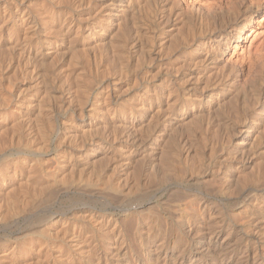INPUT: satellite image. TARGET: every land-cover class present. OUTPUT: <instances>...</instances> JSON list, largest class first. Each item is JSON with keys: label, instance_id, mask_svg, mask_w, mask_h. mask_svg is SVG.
<instances>
[{"label": "rangeland", "instance_id": "obj_1", "mask_svg": "<svg viewBox=\"0 0 264 264\" xmlns=\"http://www.w3.org/2000/svg\"><path fill=\"white\" fill-rule=\"evenodd\" d=\"M109 1L0 0V264H264V9L252 36L221 42L215 66L231 75L215 67L201 80L198 44L178 32L164 53L173 27L165 34L149 9L125 35L105 34ZM226 17L214 24L224 32ZM90 210L114 220L93 227ZM66 219L87 236L83 257L61 238Z\"/></svg>", "mask_w": 264, "mask_h": 264}, {"label": "bare ground", "instance_id": "obj_2", "mask_svg": "<svg viewBox=\"0 0 264 264\" xmlns=\"http://www.w3.org/2000/svg\"><path fill=\"white\" fill-rule=\"evenodd\" d=\"M6 2V1H5ZM12 2V1H11ZM105 2V1H104ZM110 3H109V5L108 6H105V8L107 7V9L108 10H106L107 12L105 13L106 14V17H103L102 16V18H105V20H104V22H102L101 24H102V26L101 27H103V29L105 30L104 32H105V34H106V32L108 33V31H107V29H108V27H114L115 29L117 28H119L118 30H121L120 28L122 27V29H123V27H126V28H128L127 26H129V30H130V24L132 23L133 24V20L135 19V21H136V19L139 17V15L140 14H142L143 12H148L147 10L149 9L150 10V12H149V14L148 13H146V14H148V16L150 15V17H151V19H161V21L159 22V23H161V24H164V33L166 34V31H169V27L170 26H172L173 27V29H171L165 36H164V39H166L167 38V40H162L161 41V44H162V42H164V48H163V50H164V53H166V51H167V49H169L168 51H170V48L172 47V44H175L174 46L176 47V43L177 42H179L180 43V41H177V37H176V34L179 32V33H181V39L183 40V42L184 43H186L187 42V44L189 43V44H191V42H192V44H193V46H194V44H198V46L195 48V52H196V54L198 53L199 55H201L202 57H198V59H196V62H194L193 61V63L194 64H192V65H198V63H199V60L201 59V58H203L200 62H202V63H200V64H203V66L202 67H204V71H203V68H202V73L199 75V78L201 79V77L202 76H205V74H207V76H209L208 75V72L210 71V73L212 72L213 73V71L215 70V67H217V66H215V61L217 60V58H218V55H219V48H220V46L222 45L221 44V42H223V39L224 38H227V40H228V36H231V38H234V39H236V40H238V41H241V40H243V39H245V36L244 35H246L247 37L249 36H252V34H253V32H255V30H253V29H251L250 30V32H247V28L249 27V24L250 23H252V22H254V20H255V18H256V16L258 15V13L262 10V9H264V0H193V2H195V4H196V6L198 7H206V6H208L209 8H208V10L210 9V11L207 13V12H205V13H207L205 16H204V14L205 13H202V11L200 12V11H196V9L193 7V8H190L191 7V5L190 4H184L181 0H111V1H109ZM15 3V2H14ZM17 3V2H16ZM54 3V2H53ZM186 3V2H185ZM215 4V6H213L214 4ZM7 4V3H6ZM8 4H9V2H8ZM105 4V3H104ZM108 4V3H107ZM213 4V5H212ZM9 5H11V4H9ZM44 5V4H43ZM189 5V6H188ZM5 6H7V5H5ZM75 6V5H74ZM73 6V7H74ZM213 6V7H212ZM2 7V6H1ZM13 7V6H12ZM11 6H10V8H12ZM72 7V8H73ZM102 7V6H101ZM4 8V7H3ZM3 8H1L2 10H3ZM9 8V7H8ZM9 8V9H10ZM52 8H53V6H52ZM0 9V10H1ZM5 9H6V7H5ZM5 9H4V11L3 12H5ZM15 9V8H14ZM14 9H10V10H14ZM25 9H26V7H25ZM207 9V8H206ZM104 10V9H103ZM204 10V9H203ZM207 10V11H208ZM212 10V11H211ZM9 11V10H8ZM76 11V10H75ZM1 12V11H0ZM12 12V11H11ZM40 12H42V10L40 11ZM54 12H55V10H54ZM59 12V11H58ZM65 12V11H64ZM63 12V13H64ZM5 13H7V12H5ZM8 13H10V12H8ZM22 13V12H21ZM35 13V12H34ZM45 14H46V12H44ZM104 13V12H103ZM102 13V14H103ZM11 14V13H10ZM23 14V13H22ZM42 14V13H41ZM49 14V13H48ZM57 14V13H56ZM61 14V13H60ZM67 14V13H66ZM70 14H71V12H70ZM8 15V14H7ZM18 15V14H17ZM37 15V14H36ZM39 15V14H38ZM50 15V14H49ZM54 15V14H53ZM53 15H51L52 16V18L54 17ZM58 15V14H57ZM69 15V14H68ZM104 15V14H103ZM145 15V14H144ZM9 17H10V15H8ZM12 16H13V13H12V15H11V18H12ZM26 16H28V15H26ZM41 16V15H40ZM39 16V17H40ZM59 16V15H58ZM145 16H147V15H145ZM144 16V17H145ZM148 16H147V18H148ZM224 16H228V17H226V18H229V21H227L226 23H225V20H224V23L226 24V26L227 27H229L230 28V30L229 31H226V32H224V28L223 29H220V28H218V27H216V25H214L215 23H216V21L218 20V18L219 17H221V18H223ZM7 17V16H6ZM8 17V18H9ZM14 17H16V16H14ZM13 17V18H14ZM19 17V16H18ZM18 17H17V19H18ZM25 17V15H23L22 17L20 16V21H21V23L22 22H25L26 20H28L29 19V17L28 18H24ZM38 17V16H37ZM38 17V18H39ZM46 17V16H45ZM60 17V16H59ZM65 17V16H64ZM68 17V16H67ZM132 17H133V19H132ZM142 17V16H141ZM141 17H139L140 19H141ZM8 18H6V19H8ZM9 19V20H12V19ZM31 18V17H30ZM42 17H40V19H41ZM47 18H49V16L47 17ZM51 17H50V19H52ZM54 18H56V16L54 17ZM143 18V17H142ZM2 19V18H1ZM3 19H5L4 18V16H3ZM5 19V20H6ZM59 18L57 17V20H58ZM63 19V18H62ZM68 19V18H67ZM66 19V20H67ZM79 19V18H78ZM82 19V18H81ZM84 19V18H83ZM144 19V18H143ZM33 20V19H32ZM42 20H44V19H42ZM73 20V19H72ZM80 20V19H79ZM139 20V19H138ZM145 20V19H144ZM7 21V20H6ZM5 21V22H6ZM15 21H16V19H15ZM52 21V20H51ZM55 21V20H54ZM63 21V20H62ZM68 21V20H67ZM130 21H133V22H131L130 23ZM157 21V20H156ZM221 21V20H220ZM1 22V21H0ZM3 22V21H2ZM28 22V21H27ZM60 22V21H59ZM149 22V21H148ZM158 22V21H157ZM156 22V23H157ZM194 22V26H193V28H190V25H193L192 23ZM219 22V21H218ZM222 22V21H221ZM221 22H219V23H221ZM12 23V22H11ZM10 23V24H11ZM19 23V22H18ZM26 23V22H25ZM25 23H23V24H25ZM29 23V22H28ZM41 23V22H40ZM146 23V22H145ZM154 23V22H153ZM159 23H157V24H159ZM223 23V22H222ZM223 23V24H224ZM50 24V23H49ZM66 24V23H65ZM72 24V23H71ZM136 24H137V22H136ZM147 24V23H146ZM151 24V23H150ZM218 24V23H217ZM223 24H222V26H223ZM2 25V24H1ZM40 25V24H39ZM54 25V24H53ZM16 26V25H15ZM26 26H28V24L26 25ZM56 26V25H55ZM60 26V25H59ZM132 26V25H131ZM158 26V25H157ZM30 27H32L31 26V24H30ZM29 27V28H30ZM140 27V26H139ZM147 27V26H146ZM225 27V26H224ZM226 27V28H227ZM0 28H1V26H0ZM16 28V27H15ZM14 28V29H15ZM18 28V27H17ZM26 28H28V27H26ZM28 28V29H29ZM125 28V29H126ZM218 28V29H217ZM13 29V28H12ZM12 29H11V31H12ZM19 30H20V28H18ZM76 29V28H75ZM95 29V28H94ZM102 29V30H103ZM110 29V28H109ZM116 29V30H117ZM186 29L187 30H189L188 31V34H189V32H190V29L192 30L191 32H190V35H188L187 34V32H186V34H185V31H186ZM22 30V29H21ZM20 30V31H21ZM37 30V29H36ZM54 30V29H53ZM59 30V29H58ZM84 30V29H83ZM124 30V29H123ZM123 30H121L123 33V35H125L124 34V31ZM127 30V29H126ZM25 31V30H24ZM32 31V30H31ZM35 31V30H34ZM33 31V32H34ZM114 31V30H113ZM120 31V32H121ZM162 31V32H163ZM59 32V31H58ZM57 32V33H58ZM65 32V31H64ZM120 32H118L119 34H120ZM162 32H161V34H162ZM247 32V33H246ZM22 33H23V31H22ZM28 33V32H27ZM35 33V32H34ZM56 33V32H55ZM102 33V32H101ZM130 33H132V32H130ZM143 33V32H142ZM12 34L13 33H11L10 35H11V37H12ZM53 34V33H52ZM58 34H60V33H58ZM87 34H89V33H87ZM93 34V33H92ZM119 34H117V36L119 35ZM139 34V33H138ZM143 34H145V33H143ZM22 35H24V34H22ZM21 35V36H22ZM54 35V34H53ZM104 35V34H103ZM121 35V34H120ZM119 35V36H120ZM122 35V36H123ZM178 35V34H177ZM28 36H29V38H30V35H25L24 36V38L23 39H25L26 40V37L28 38ZM32 37H34V35H31ZM105 36V35H104ZM104 36H103V39H105L104 38ZM111 36V35H110ZM109 36V37H110ZM179 36V35H178ZM7 37V36H6ZM9 37V36H8ZM14 37V36H13ZM180 37V36H179ZM28 38V39H29ZM43 38V37H42ZM17 39V38H16ZM15 39V40H16ZM23 39H21V40H23ZM33 39V38H32ZM49 39V38H48ZM102 39V40H103ZM181 39H179V40H181ZM208 39V40H207ZM256 39H257V35L256 36H254L253 38H252V41H251V44H250V46H252L253 45V43L254 44H256L257 45V41H259V40H257L256 41ZM7 40V39H6ZM13 40V39H12ZM30 40H31V38H30ZM47 40V39H46ZM52 40V39H51ZM101 40V39H100ZM189 40H191V42H189ZM207 40V41H206ZM1 41V40H0ZM27 41V40H26ZM25 41V42H26ZM34 41V40H33ZM109 41V40H108ZM256 41V42H255ZM13 42L15 43V41H12V44H13ZM28 42V41H27ZM106 42H107V39H106ZM182 41H181V44L183 43ZM207 42H209L210 44L209 45H207L206 46V44H207ZM225 42V41H224ZM7 43V42H6ZM178 43V45H180ZM261 42H259L258 43V50H257V53L259 52V46H263L260 50H262V49H264V40L262 41V43L260 44ZM17 44H18V42H17ZM36 44V43H35ZM46 44V43H45ZM107 44V43H106ZM160 44V43H159ZM187 44H185V45H187ZM224 44V43H223ZM15 45V44H14ZM22 45V44H21ZM184 45V44H183ZM6 46V45H5ZM25 46V45H24ZM161 46V45H160ZM174 46L171 48V49H175L174 48ZM189 46L190 45H188V48H189ZM192 46V47H193ZM224 46V45H223ZM8 47V46H7ZM12 48H13V46H11ZM191 47V46H190ZM16 48V47H15ZM17 48H19V47H17ZM24 48V47H23ZM159 48V47H158ZM176 48H178V47H176ZM14 49V48H13ZM151 49V48H150ZM159 49H162V47H160ZM182 49V48H181ZM194 49V48H193ZM19 50V49H18ZM57 50V49H56ZM177 50V49H176ZM222 50V49H221ZM24 51V50H23ZM147 51V50H146ZM161 51V50H160ZM167 51V52H168ZM31 52V51H30ZM162 52V51H161ZM24 53V52H23ZM221 53H223V51L221 52ZM167 54V53H166ZM190 54H193V53H190ZM195 54V53H194ZM193 54V55H194ZM150 55H151V57H152V54L150 53ZM150 55H149V57H150ZM198 55V56H199ZM165 56V55H164ZM221 56V55H220ZM223 56V55H222ZM191 57V56H190ZM193 57H195V56H193ZM263 57V56H262ZM261 57V58H262ZM196 58V57H195ZM222 58V57H221ZM194 60V59H193ZM219 60L220 59H218V62H219ZM197 61H198V63H197ZM222 61V60H221ZM166 62V61H165ZM264 63V62H263ZM167 65V64H166ZM197 67V66H196ZM166 68V67H165ZM181 68V67H180ZM190 68V67H189ZM192 68V67H191ZM194 68V67H193ZM200 68V67H199ZM218 69H216V71L218 70L219 72H220V68L219 67H217ZM176 69V68H175ZM196 69V68H195ZM195 69H193V70H195ZM197 69H198V67H197ZM208 69H211V70H208ZM212 69H214L213 71H212ZM235 69V68H234ZM207 70V71H206ZM223 68H222V72H223ZM228 70V69H227ZM225 71V70H224ZM229 71V70H228ZM171 72V71H170ZM196 72H197V70H196ZM199 72V71H198ZM219 72H217L218 74H219ZM222 72H220L221 74H222ZM241 72V71H240ZM70 73V72H69ZM187 73H188V71H187ZM200 73V72H199ZM209 73V74H210ZM224 74H226L227 72H223ZM229 73L230 72H228V75H229ZM239 73V72H238ZM238 73H235L234 74V77L233 78H235V76H237L238 75ZM189 74V73H188ZM187 74V75H188ZM215 75H216V77H218L217 76V74L216 73H214ZM221 74H220V78H222L221 77ZM248 74V73H247ZM1 75V74H0ZM70 75V74H69ZM211 76L213 75V74H210ZM227 74H226V77L228 76ZM230 75H231V73H230ZM201 76V77H200ZM214 76V75H213ZM225 76V75H224ZM223 76V77H224ZM260 76V75H259ZM184 77V76H183ZM192 77V76H191ZM210 77V76H209ZM216 77H213V80H216V79H214V78H216ZM203 78V77H202ZM219 78V79H220ZM230 78V77H229ZM228 78V79H229ZM260 78V77H259ZM184 79H185V77H184ZM189 79V78H188ZM219 79L217 80V81H219ZM228 79H226V80H228ZM232 79V78H231ZM230 79V80H231ZM170 80V79H169ZM193 80V79H192ZM195 80H196V77H195ZM198 80V79H197ZM202 80V79H201ZM223 80H224V78H223ZM262 80V79H261ZM171 81V80H170ZM169 81V82H170ZM173 81V80H172ZM175 81V80H174ZM260 81V80H259ZM264 81V80H263ZM194 82V81H193ZM197 82V81H196ZM209 82V81H208ZM212 82V81H211ZM229 82V81H228ZM232 82V81H231ZM235 82H237V80L235 81ZM167 83V82H166ZM173 83V82H172ZM176 83V82H175ZM198 83V82H197ZM234 83V82H233ZM260 83V82H259ZM262 83V82H261ZM260 83V84H261ZM181 84V83H180ZM229 84V83H228ZM1 85V84H0ZM173 85V87L175 86L174 84H172ZM171 85V86H172ZM177 85V84H176ZM214 85V84H213ZM215 85H216V83H215ZM169 86H170V84H169ZM171 88V87H170ZM175 88V87H174ZM205 88V87H204ZM9 90V89H8ZM169 90V89H168ZM171 90V89H170ZM203 90V89H202ZM10 91V90H9ZM3 92V91H2ZM170 92V91H169ZM171 92L173 93V91L171 90ZM176 92V91H175ZM182 93V92H181ZM19 94V93H18ZM17 94V95H18ZM7 95V94H6ZM16 95V96H17ZM107 95V94H106ZM109 95V94H108ZM211 95V94H210ZM209 95V96H210ZM21 96V95H20ZM170 96V95H169ZM184 96V95H183ZM4 97V96H3ZM8 97V96H7ZM217 97H219V96H217ZM6 98V97H5ZM17 98V97H16ZM109 97H107L106 99H108ZM149 98V97H148ZM175 98V97H174ZM211 98V97H210ZM216 99V98H215ZM215 99H213V101L215 100ZM5 100V99H4ZM105 100V99H104ZM211 100H212V98H211ZM9 101V100H8ZM7 101V102H8ZM217 101H218V99H217ZM104 102V101H103ZM174 102V101H173ZM216 102V101H215ZM2 105V104H1ZM3 106V105H2ZM4 106H5V104H4ZM12 107V106H11ZM15 108V107H14ZM1 119V118H0ZM1 145V144H0ZM3 149V148H2ZM35 153V151H33V154ZM33 156V155H32ZM34 157V156H33ZM32 157V158H33ZM31 158V159H32ZM69 158V157H68ZM34 159V158H33ZM37 159H35V161H36ZM40 161L42 162V160L40 159ZM39 161V162H40ZM25 162V161H24ZM32 162H33V160H32ZM31 162V163H32ZM43 162H45V160L43 161ZM22 163V162H21ZM34 164H35V162H33ZM10 164V163H9ZM42 164H44V163H42ZM61 164V163H60ZM18 165H20V164H18ZM23 165V164H22ZM27 165V164H26ZM45 165V164H44ZM52 165V164H51ZM25 166V165H24ZM36 166H37V164H36ZM35 166V167H36ZM54 166V165H53ZM7 166H5V168H6ZM20 167V166H19ZM23 166H21V168H22ZM32 167V166H31ZM31 167L29 168V169H31ZM4 168V167H3ZM4 168V169H5ZM37 168H39V167H37ZM41 168V167H40ZM47 168V167H46ZM51 168H53V167H51ZM8 169V168H7ZM48 169V168H47ZM10 170V169H9ZM8 170V171H9ZM46 170V169H45ZM49 170L51 171V169H50V165H49ZM17 171V170H16ZM19 171V170H18ZM22 171H23V169H22ZM30 171V170H29ZM49 171V172H50ZM31 172V171H30ZM45 172V171H44ZM49 172H46V174L47 173H49ZM56 172V171H55ZM16 173V172H15ZM52 173H54V172H52ZM52 173H51V175L50 176H53V178H54V175H52ZM30 174H32V173H30ZM40 174H42V172L40 173ZM57 174H58V172H57ZM33 175V174H32ZM36 175V174H35ZM45 175V174H44ZM3 176V175H2ZM29 176V175H28ZM39 176V175H38ZM57 176V175H56ZM32 177H34V176H32ZM1 178V177H0ZM52 178V179H53ZM42 179V178H41ZM55 179V178H54ZM5 181V180H4ZM38 181H39V179H38ZM57 181V180H56ZM48 183H49V181H47ZM41 183V182H40ZM45 182H42L41 183V185L40 186H42L43 184H44ZM51 183V186H53L52 185V182H50ZM71 184H72V182H70ZM69 183V184H70ZM4 184V183H3ZM70 184V185H71ZM46 185H47V183H46ZM108 185H109V183H108ZM107 185V186H108ZM113 185V184H112ZM50 186V185H49ZM49 186H42L43 188L41 189L40 188V190H41V192L43 191L44 192V190L46 189V187H49ZM115 187V186H114ZM117 187V186H116ZM130 187V186H129ZM132 187V186H131ZM51 188V187H50ZM49 188V189H50ZM95 188V187H94ZM99 188V187H98ZM108 188V187H107ZM136 188V187H135ZM38 189H39V187H38ZM48 189V188H47ZM137 189V188H136ZM140 189V188H139ZM90 190V189H89ZM114 190H115V188H114ZM39 191V190H38ZM92 191H94V190H92ZM122 191V190H121ZM120 191V192H121ZM42 192V193H43ZM47 192V191H46ZM120 192H119V194H120ZM135 192H136V190H135ZM40 193V192H39ZM45 193V192H44ZM118 193V192H117ZM132 193V192H131ZM41 194V193H40ZM110 194V193H109ZM116 194V193H115ZM122 194H123V192H122ZM125 192H124V197H123V200L125 201L126 199H130L128 196H125ZM127 194H128V192H127ZM43 195V194H42ZM44 195H46V194H44ZM113 195V194H112ZM118 195V194H117ZM116 195V196H117ZM2 196V195H1ZM93 196V195H92ZM134 196V195H133ZM143 196V195H142ZM97 197V196H96ZM118 198H119V196H117ZM37 198V197H36ZM42 199H43V197H42ZM120 199H121V197H120ZM139 199V198H138ZM113 200V199H112ZM39 201V200H38ZM38 201H37V203H38ZM128 201V200H127ZM126 201V202H127ZM131 202H133V201H131ZM128 203V202H127ZM1 206H2V204H0ZM189 205V204H188ZM1 206H0V208H1ZM14 206V205H13ZM17 207V206H16ZM15 207V208H16ZM3 208V207H2ZM5 208V207H4ZM8 208V207H7ZM10 208V207H9ZM11 209V208H10ZM22 209V208H21ZM84 209V208H83ZM88 209V208H87ZM16 210V209H15ZM18 210V209H17ZM16 210V211H17ZM0 211H2L1 209H0ZM2 212H4L5 213V211H2ZM2 212H0V220H3V221H5V219H6V217L7 216H5ZM12 213H13V211H11ZM15 212V211H14ZM88 212V211H87ZM152 212V211H151ZM17 213H18V211H17ZM19 213H20V209H19ZM18 213V214H19ZM8 214H10V215H12L11 213H8ZM14 215V214H13ZM15 215L17 216V214H16V212H15ZM102 216L98 219V214L96 213V212H94L93 210H90V213L88 214V217H86L85 216V218H83V220L85 221H88L90 224H93L92 226L93 227H96V228H102V226L103 225H105V224H107V223H111L114 219H113V216L112 215H103V214H101ZM24 216V215H23ZM77 216V215H76ZM97 216V217H96ZM100 216V215H99ZM8 217H9V219L8 220H10V216L8 215ZM21 217V216H20ZM84 217V216H83ZM177 217V216H176ZM76 218V217H75ZM159 218H160V216H159ZM72 219H74V218H72ZM79 219V218H78ZM76 219V220H67L66 219V221H64V223L66 222V224H65V226L64 227H62V225H61V228H60V230H59V233L61 232L62 234V236L59 234V233H57L58 235V237H60L61 236V238H63V240L65 239V240H67V234L68 235H70V236H73V237H70L71 238V242H69L71 245H73V249H75L76 248V250L77 251H75L76 252V254L77 253H82L83 251L85 252V249H84V247H81L80 248V246H82V244H84L85 245V243H87V242H85V239L87 240V236L86 237H84L83 235H85V234H82L81 235V232H78L75 228H73V226H74V224L76 223V222H78L79 220H81V221H79V222H82L83 220H82V218L81 219ZM116 219V218H115ZM157 219V218H156ZM156 219H155V221H156ZM150 220V219H149ZM162 220V219H161ZM3 221H1L0 223H2ZM83 221V222H84ZM63 222V221H62ZM115 222H116V220H115ZM118 222V221H117ZM160 222V221H159ZM158 222V223H159ZM157 224V221L156 222H154L153 221V223H149V226H148V228H149V231H147V235L148 236H151V237H153V236H155L157 233H156V231H155V225ZM161 223V222H160ZM160 223H159V225H160ZM63 224V223H62ZM79 224V223H78ZM81 224H83V223H81ZM88 224V223H87ZM117 224V223H116ZM84 225V224H83ZM86 225V224H85ZM108 225V224H107ZM88 226V225H87ZM86 226V227H87ZM91 226V225H90ZM83 227V226H82ZM85 227V228H86ZM89 227V226H88ZM87 227V228H88ZM158 227V226H157ZM84 228V229H85ZM92 228V227H91ZM96 228H93L94 230H96ZM100 228V229H101ZM99 229V230H100ZM113 229V228H112ZM158 229V228H157ZM46 230V229H45ZM44 230V231H45ZM49 230V229H48ZM86 230V229H85ZM88 230V229H87ZM114 230V229H113ZM159 230V229H158ZM52 231V230H51ZM45 232H49V231H45ZM84 232V231H83ZM91 233L93 232V231H90ZM90 232H89V234H90ZM119 232V231H118ZM158 232V231H157ZM55 233V232H54ZM85 233V232H84ZM105 233H107V232H105ZM144 233V232H143ZM160 233V232H159ZM92 234H94V232L92 233ZM50 235H51V232H50V234H49V236L48 237H50ZM52 235H53V233H52ZM159 235V234H158ZM56 236V235H55ZM89 236V238H90V236L91 235H88ZM93 236V235H92ZM146 236V235H145ZM54 237V236H53ZM35 238V237H34ZM56 238V237H55ZM60 238V239H61ZM104 238V237H103ZM147 238V237H146ZM54 239V238H53ZM105 239V238H104ZM149 239V238H148ZM155 239V238H154ZM47 240H49V238L47 239ZM88 240H90V239H88ZM93 240H95V238L93 239ZM57 241V240H56ZM69 241V240H68ZM73 241H74V243H73ZM25 242V241H24ZM51 242V241H50ZM59 242V241H58ZM57 242V243H58ZM66 242V241H65ZM89 242V241H88ZM9 243V242H8ZM40 243V242H39ZM38 243V244H39ZM42 243V242H41ZM48 243V242H47ZM64 243V242H63ZM90 243V242H89ZM88 243V244H89ZM123 243V242H122ZM43 244V243H42ZM50 244H53V243H50ZM55 244V243H54ZM62 244V243H61ZM157 244V243H156ZM13 245V244H12ZM44 245V244H43ZM42 245V246H43ZM63 245V244H62ZM61 245V246H62ZM80 245V246H79ZM91 245V244H90ZM93 245V244H92ZM91 245V246H92ZM164 244H162V245H160L159 244V247L158 248H162V246H163ZM5 246V245H4ZM47 246V245H46ZM51 246V245H50ZM49 246V247H50ZM58 246L59 245H57V246H55V247H57L58 248ZM60 246V247H61ZM70 246V245H69ZM27 247V246H26ZM39 247H41V245L39 246ZM48 247V246H47ZM52 247V246H51ZM67 247V246H66ZM71 247V246H70ZM86 247V246H85ZM94 247V246H93ZM11 248H12V246H11ZM30 248V247H29ZM72 248V247H71ZM89 248V247H88ZM88 248H87V251H89L88 250ZM160 248V249H161ZM15 249H16V247H13L12 249H11V251L9 252V255L11 256V258L12 257H14L15 256V254H16V252H15ZM51 249V248H50ZM49 249V250H50ZM63 249V248H62ZM66 249V248H65ZM72 249V250H73ZM83 249V250H82ZM90 249V248H89ZM159 249V250H160ZM30 250V249H29ZM39 250V249H38ZM42 250H43V248H42ZM47 250H48V248H47ZM52 250V249H51ZM54 250V249H53ZM53 250H52V252H53ZM58 250V252H60L61 250H59V249H57ZM69 250L71 251V249L69 248ZM9 251V250H8ZM18 251H19V249H18ZM34 251H35V249H34ZM69 251V252H70ZM92 251V250H91ZM90 251V252H91ZM95 251V250H94ZM154 251H155V249H154ZM3 252V251H2ZM20 252V251H19ZM21 252H24V251H21ZM36 252V251H35ZM39 252V251H38ZM46 252V251H45ZM55 252V251H54ZM53 252V253H54ZM89 252V253H90ZM157 251H155V253H156ZM8 252L6 251V254H7ZM40 253V252H39ZM66 253V252H65ZM68 253V252H67ZM92 253V252H91ZM96 253V252H95ZM23 254V253H22ZM24 254H25V252H24ZM41 254V253H40ZM45 254V253H44ZM47 254V253H46ZM59 254V253H58ZM71 254H72V252H71ZM73 254H74V252H73ZM129 254V253H128ZM157 254V253H156ZM1 255V254H0ZM21 255V254H20ZM64 254L63 253H61L59 256H61V258L60 259H62ZM86 255V254H85ZM87 255H89V254H87ZM42 256V255H41ZM55 256V255H54ZM80 256V255H79ZM7 257V256H6ZM21 257V256H20ZM37 257V256H36ZM43 257H45V256H43ZM76 257V256H75ZM74 257V259H76ZM82 257H83V253H82ZM82 257H81V259H82ZM86 257V256H85ZM5 258V257H4ZM8 258V257H7ZM38 258V257H37ZM64 258H65V256H64ZM73 258V257H72ZM78 258H80V257H78ZM100 258V257H99ZM255 258V257H254ZM8 259H10V258H8ZM7 259V260H8ZM18 259V258H17ZM41 259V258H40ZM67 259H68V257H67ZM1 260H3V258L1 259ZM0 260V261H1ZM19 260V259H18ZM42 260V259H41ZM71 260V259H70ZM4 261H5V259H4ZM11 261H12V259H11ZM28 261V260H27ZM35 261V260H34ZM43 261V260H42ZM7 262H9V261H7ZM16 262V260L14 261V263ZM39 262V261H38ZM258 262V261H257ZM2 263V262H1ZM13 263V264H14ZM33 263V262H32ZM128 263V262H127ZM10 264V263H9ZM23 264V263H22ZM44 264V263H43Z\"/></svg>", "mask_w": 264, "mask_h": 264}]
</instances>
